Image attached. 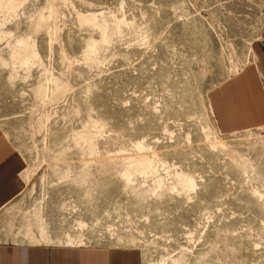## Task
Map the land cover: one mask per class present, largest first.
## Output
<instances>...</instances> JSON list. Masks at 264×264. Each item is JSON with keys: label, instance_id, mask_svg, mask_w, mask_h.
<instances>
[{"label": "rangeland", "instance_id": "1", "mask_svg": "<svg viewBox=\"0 0 264 264\" xmlns=\"http://www.w3.org/2000/svg\"><path fill=\"white\" fill-rule=\"evenodd\" d=\"M262 57L264 0H0V241L264 264V125L211 100Z\"/></svg>", "mask_w": 264, "mask_h": 264}, {"label": "crops", "instance_id": "2", "mask_svg": "<svg viewBox=\"0 0 264 264\" xmlns=\"http://www.w3.org/2000/svg\"><path fill=\"white\" fill-rule=\"evenodd\" d=\"M258 72L264 76V58L255 67L228 80L212 93L217 118L228 132L264 125V95ZM0 143V208L22 187L17 177L19 159ZM12 153V154H11ZM0 264H138L133 251L67 243L0 241Z\"/></svg>", "mask_w": 264, "mask_h": 264}, {"label": "bare ground", "instance_id": "3", "mask_svg": "<svg viewBox=\"0 0 264 264\" xmlns=\"http://www.w3.org/2000/svg\"><path fill=\"white\" fill-rule=\"evenodd\" d=\"M27 47H28V45H27ZM26 48H25V46H24V49H23V51L25 50ZM26 51V50H25ZM29 51V50H28ZM27 51V52H28ZM30 52V51H29ZM23 53H25V52H23ZM33 53V52H32ZM32 53H31V55L30 56H32ZM25 55V54H24ZM27 55V54H26ZM29 56V55H28Z\"/></svg>", "mask_w": 264, "mask_h": 264}, {"label": "built area", "instance_id": "4", "mask_svg": "<svg viewBox=\"0 0 264 264\" xmlns=\"http://www.w3.org/2000/svg\"><path fill=\"white\" fill-rule=\"evenodd\" d=\"M260 132L264 134V128H263V129H261V130H260Z\"/></svg>", "mask_w": 264, "mask_h": 264}]
</instances>
